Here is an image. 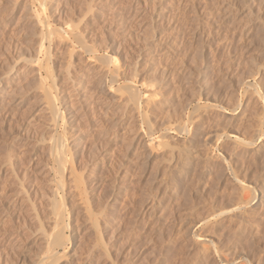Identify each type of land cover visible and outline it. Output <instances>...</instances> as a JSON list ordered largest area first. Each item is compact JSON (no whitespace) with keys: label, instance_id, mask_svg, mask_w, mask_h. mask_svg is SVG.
<instances>
[{"label":"rangeland","instance_id":"obj_1","mask_svg":"<svg viewBox=\"0 0 264 264\" xmlns=\"http://www.w3.org/2000/svg\"><path fill=\"white\" fill-rule=\"evenodd\" d=\"M45 2L0 0V264H264V0Z\"/></svg>","mask_w":264,"mask_h":264},{"label":"bare ground","instance_id":"obj_2","mask_svg":"<svg viewBox=\"0 0 264 264\" xmlns=\"http://www.w3.org/2000/svg\"><path fill=\"white\" fill-rule=\"evenodd\" d=\"M37 1V0H36ZM34 2V1H33ZM38 2H39V5H41V6H43L44 8H45V6L47 5V3L45 2V0H38ZM33 5V4H32ZM36 6V5H35ZM34 6V7H35ZM38 6V5H37ZM36 6V7H37ZM39 9H41L40 7H39ZM36 11V10H35ZM38 11V10H37ZM39 11H41V10H39ZM43 11H44V9L42 10V14H43ZM40 14L41 13H39V12H37L36 13V15H38V16H40ZM48 14V13H47ZM35 15V16H36ZM45 15V14H44ZM46 16V15H45ZM86 15L84 14V15H82V20L84 19V24H85V22L86 21H88L87 20V18L85 17ZM48 17V16H47ZM47 17H45V20L44 21H40V20H38V23L41 25V32H43L44 30H46V33L44 34V32L41 34V38H40V42H39V45L37 46V47H39V51H41V50H43V47H44V49L47 47V45L46 44H48V47H50L51 45H52V42H53V37H54V35H53V33H58L61 37V39H63L64 37H67V38H69V40H70V43H69V46H72V47H74V46H78L80 49H84L85 51H93V50H91V46L84 40V35H83V33H82V31H81V29L79 28V30L78 29H76L77 28V25H72V24H70V23H68V22H62L61 23V25H59V26H57L56 24H50V22L47 20L48 18ZM42 18H44V17H42ZM41 19V18H40ZM91 23H89V25H90ZM86 25H88V23L86 24ZM58 34H56L55 35V37L57 36H59ZM59 38V37H58ZM75 48V47H74ZM47 49V48H46ZM49 49V48H48ZM46 51V50H45ZM49 51V50H48ZM47 53H49V52H47ZM48 55H50V54H46V58H48L49 56ZM49 60V59H48ZM40 63H41V61H40ZM43 65H45V64H43ZM39 66H40V64H39ZM45 67V66H44ZM51 67V66H50ZM50 69V68H49ZM51 70V69H50ZM42 72V71H41ZM46 73H47V71H46ZM50 74H52L51 72H50ZM48 75V74H47ZM55 75V74H54ZM53 75V76H54ZM39 77H41V76H39ZM48 77V76H47ZM46 78V77H45ZM53 79V77H51L50 75H49V78L48 79H50V80H52ZM44 78H41V80H43ZM55 79H53L52 81H54ZM44 81H45V79H44ZM51 83H53V82H51ZM53 86H54V83H53ZM128 86V85H127ZM127 86H125L126 88H127ZM129 87H131V86H129ZM128 87V88H129ZM133 87V86H132ZM127 88V90H129ZM135 89V88H134ZM131 90H132V88H131ZM134 91V90H133ZM132 92V91H131ZM48 93V92H47ZM134 93H136V92H134ZM134 93L132 94V97L134 96ZM47 96H50V95H48L47 94ZM53 97H54V95H53ZM55 97H56V94H55ZM50 98H52L51 96H50ZM49 98V99H50ZM48 99V98H47ZM52 100V99H51ZM51 100H47V102L49 103H53ZM54 100H57V98L56 99H54ZM49 103V104H50ZM54 104H55V101H54ZM50 106H51V104H50ZM55 105H53V106H51V107H53L52 108V110H55V107H54ZM50 107V108H51ZM61 111V110H60ZM55 112H57V113H59V111H57V107H56V111H53V112H51V113H55ZM63 114V113H62ZM57 114L55 113V115L53 114V116H56ZM195 115V114H194ZM198 115V114H197ZM197 115H195V116H197ZM200 115V114H199ZM51 117H52V115H51ZM57 117H58V115H57ZM57 117H53V119H55V118H57ZM59 117H60V115H59ZM62 117V116H61ZM197 118H199V116L197 117ZM202 118V117H201ZM207 119V118H206ZM205 119V120H206ZM200 121H201V119H199ZM198 120V121H199ZM55 121V120H54ZM57 121V120H56ZM204 121V120H203ZM62 122V121H61ZM194 122V121H193ZM195 122H197V120L195 121ZM247 122V121H246ZM60 123V122H59ZM58 124V123H57ZM245 124V123H244ZM198 125V124H197ZM261 125V124H260ZM58 126V125H57ZM60 126V125H59ZM63 126V125H62ZM61 126V127H62ZM192 126H193V124H192ZM194 126H195V124H194ZM55 127H56V125H55ZM55 127H54V129H55ZM62 128H65V127H62ZM53 129V128H52ZM51 129V130H52ZM255 129H256V127H255ZM191 130H193V129H191ZM195 130L197 131L198 129L197 128H195ZM195 130H193V131H195ZM264 130V129H263ZM55 131V130H54ZM54 131H53V133H54ZM257 131V130H256ZM51 132V131H50ZM56 132V131H55ZM67 132H68V130H67ZM200 132V131H199ZM255 132V131H254ZM258 132V131H257ZM52 133V134H53ZM57 133V132H56ZM59 133V132H58ZM64 133V132H63ZM66 133V132H65ZM193 133V132H192ZM256 133V132H255ZM254 133V134H255ZM61 134V133H60ZM67 134V133H66ZM253 134V135H254ZM50 135H51V133H50ZM253 135H251V136H253ZM235 136H237V135H235ZM260 136V135H259ZM258 136V137H259ZM262 136V135H261ZM51 139V141L50 142H52V144H50L49 146H50V149L49 150H51V155L53 156V158L51 157V159H54L53 160V162L55 161V163H57L56 165V167H54V169H56V168H58V172L59 173H63V171H64V163H66L65 161H66V157L68 156L67 155V153H68V148L66 147V145L64 144V141L61 139L62 137H63V135H62V137L60 136V138L58 139V135H57V138L56 137H54V135H51V136H49ZM198 137V136H197ZM254 137H255V135H254ZM45 138H46V136H45ZM44 138V139H45ZM76 138V137H75ZM190 138V137H189ZM192 138V137H191ZM190 138V139H191ZM193 138H194V136H193ZM64 139H65V136H64ZM240 139V138H239ZM248 139V138H247ZM250 139V138H249ZM66 140V139H65ZM252 140V139H251ZM256 140V139H255ZM49 142V143H50ZM245 142V141H244ZM249 143V142H248ZM253 143V141H250V144H252ZM191 145V144H190ZM187 147H188V145L186 146V148L185 149H183V151L182 152H180V153H184V155H186L187 157H188V154H189V152H190V150H188L187 149ZM190 147V146H189ZM72 150V149H71ZM184 150H186L185 152H184ZM47 154H48V152H47ZM190 154H191V152H190ZM189 154V155H190ZM181 155V157L183 156V154H180ZM262 155V154H261ZM184 158H186L185 156H183ZM205 158H207V157H205ZM2 159V158H1ZM0 159V160H1ZM187 159V158H186ZM186 159H184V160H186ZM199 159V158H198ZM263 159V158H262ZM5 160V159H4ZM3 160V161H4ZM67 160H69V159H67ZM182 159H180V161H181ZM183 160V161H184ZM188 160H189V157H188ZM208 160V159H207ZM187 161V160H186ZM184 162V164H185V166H186V163L188 162ZM198 161H200V160H198ZM255 161V160H254ZM260 161V160H259ZM258 161V162H259ZM5 162V161H4ZM208 162V161H207ZM68 163H69V161H68ZM177 163L178 162H174V164H176V165H174V167H173V165H172V167H170V169L171 168H173V169H171V171H172V173H171V171H170V175H172V179H171V181H172V183H171V186L173 185V184H175L176 182H175V178L177 177V175H178V177L180 176V178L182 179L183 178V173H184V171H186V169H183V168H185V167H183V166H180V167H176L177 166ZM183 162H181V164H182ZM204 163V162H203ZM262 163V162H261ZM111 165V164H110ZM225 165H227V164H225ZM257 165V164H256ZM72 166V165H71ZM171 166V165H170ZM260 167V166H259ZM231 168V167H230ZM261 168V167H260ZM195 169V168H194ZM164 170V169H163ZM189 170V169H188ZM236 170V169H235ZM168 171V170H167ZM232 171H233V166H232ZM72 173H73V175H75L76 176V173H74V171L72 170ZM168 173H169V171H168ZM235 173V172H234ZM165 174V173H164ZM163 174V175H164ZM236 174V173H235ZM238 174V173H237ZM62 176V175H61ZM235 176V175H234ZM236 177H238V176H236ZM240 177V176H239ZM238 177V178H239ZM163 178H164V176H163ZM166 178V177H165ZM231 178V177H230ZM234 178V177H233ZM186 179V178H185ZM240 179V178H239ZM237 180V182H239L240 180ZM60 180V179H59ZM61 180H63V179H61ZM176 180H178V179H176ZM170 181V182H171ZM74 182H75V184H76V186L77 187H80V182L76 179V178H74ZM175 182V183H174ZM243 182V181H242ZM57 183V182H56ZM63 183V182H62ZM168 184H169V182H168ZM177 184V183H176ZM170 186V187H171ZM60 187H61V185H60ZM59 187V188H60ZM82 187H83V185H82ZM175 187H176V185H175ZM61 188H63V187H61ZM84 188V187H83ZM172 189L174 188L173 186L171 187ZM242 188H244V187H242ZM80 190H81V188H80ZM79 190V191H80ZM243 190V189H242ZM81 193V192H80ZM245 193V192H244ZM62 195V194H61ZM241 197L239 198V200L241 201V199H242V195H240ZM243 198L244 199H246V197H244L243 196ZM75 199V198H74ZM244 199L242 200V201H244ZM253 199V198H252ZM255 199V198H254ZM16 200V199H15ZM79 200V199H78ZM85 200V199H84ZM250 200V199H249ZM16 201H18V200H16ZM15 201V202H16ZM74 201V200H73ZM72 201V202H73ZM77 201V200H76ZM76 201H74V203H76ZM240 201H239V203H240ZM61 202V201H60ZM59 202V203H60ZM247 202H249V201H247ZM246 202V203H247ZM53 203H55V201L53 202ZM52 203V204H53ZM245 203V202H244ZM51 204V205H52ZM58 204V203H57ZM52 205V208L53 209H51V207H50V211L51 210H53L51 213H48V214H54L55 215V218L57 217V219L59 218H61L60 217V214L62 215V213H63V211H64V205L65 204H63V207H62V205H60V204H58V205ZM72 204V203H71ZM69 206L71 207V205L69 204ZM68 206V207H69ZM73 206H74V204H73ZM62 207V208H61ZM60 208V209H59ZM66 208V207H65ZM63 209V211H61ZM69 209V208H68ZM72 209V208H71ZM67 210V209H66ZM62 213H61V212ZM67 212H69V210L67 211ZM73 212V211H72ZM71 211H70V213H72ZM69 213V214H70ZM68 214V213H67ZM91 214H92V212H91ZM94 214H95V212H94ZM53 215V216H54ZM52 216V215H51ZM66 216H68V215H65V217ZM48 217H50L49 215H48ZM64 216H63V218H65ZM71 217V216H70ZM89 218H93V215H89ZM62 219V218H61ZM69 219V218H68ZM54 220H56V219H54ZM53 220V221H54ZM54 222H56L55 224H57V220L56 221H54ZM95 222V221H94ZM52 223V222H51ZM55 224L53 223V225L55 226ZM59 224V223H58ZM52 225V226H53ZM59 225H62V224H59ZM59 225L57 226V228L59 227ZM51 226V225H50ZM55 226V227H56ZM66 226V225H65ZM52 228V227H51ZM57 228H52V229H55L54 230V233L52 234V236H51V233L53 232V230L51 229V233H50V236H51V239L49 240V241H47L48 243V247H49V252L51 253V249H54V247H52V245H54V246H56L57 244H62V243H64V242H66V241H62L63 240V235L65 236L66 234H63V229H60V228H62V227H59V229H60V231H59V229H57ZM64 228V227H63ZM50 229V228H49ZM48 231V230H47ZM62 231V232H61ZM42 233V232H41ZM48 233V232H47ZM63 234V235H62ZM42 235H43V233H42ZM41 235V236H42ZM50 236L49 237H47V238H50ZM44 237H45V235L43 236V238L41 239V240H43L44 239ZM66 237V236H65ZM46 238V237H45ZM69 238V237H68ZM67 238V239H68ZM67 239H64V240H67ZM45 240V239H44ZM43 240V243L45 242ZM62 242V243H61ZM68 242V241H67ZM42 243V242H41ZM42 243V245H41V247L44 249V250H47V249H45L44 248V244H46V243H44L43 244ZM46 244V245H47ZM56 244V245H55ZM46 245H45V247H46ZM64 245V244H63ZM40 249L41 251L43 250V249ZM47 250V251H48ZM57 250V249H56ZM46 251V252H47ZM45 252V253H46ZM47 253V254H49L50 255V253ZM53 252H55V250L53 251ZM44 253V252H43ZM43 253L41 254L40 253V255H42L41 256V258L43 257ZM57 254H58V252H57ZM55 255V254H54ZM53 255V256H54ZM46 256V255H45ZM51 256V257H50ZM50 256H46L47 257V259H49V261L50 262H47V264H53V262H54V258L52 259V255H50ZM59 256V255H58ZM55 257V256H54ZM60 257V256H59ZM55 258H57L58 260H59V258L56 256ZM38 259V258H37ZM40 259V258H39ZM38 259V260H39ZM42 259H44V258H42ZM55 260V262L57 263V261L58 260ZM45 260V259H44ZM40 261H41V259H40ZM40 261H38V262H40ZM51 261H53V262H51ZM44 263H45V261H44ZM43 263V264H44ZM35 264V263H34ZM42 264V263H41ZM46 264V263H45Z\"/></svg>","mask_w":264,"mask_h":264}]
</instances>
